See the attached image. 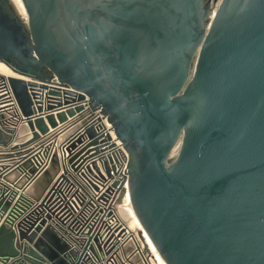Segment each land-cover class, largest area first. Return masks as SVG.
<instances>
[{"label":"water","instance_id":"95a60500","mask_svg":"<svg viewBox=\"0 0 264 264\" xmlns=\"http://www.w3.org/2000/svg\"><path fill=\"white\" fill-rule=\"evenodd\" d=\"M22 2L26 21L0 0V62L23 129L101 109L167 264H264V0ZM51 220L0 206V264H71Z\"/></svg>","mask_w":264,"mask_h":264},{"label":"built area","instance_id":"2783aa9c","mask_svg":"<svg viewBox=\"0 0 264 264\" xmlns=\"http://www.w3.org/2000/svg\"><path fill=\"white\" fill-rule=\"evenodd\" d=\"M10 75L14 74L0 71V128L8 141L0 145V206L44 200L52 212L50 224L71 264H152L144 231L135 232L126 217L125 210H133L129 157L102 110L82 102L81 111L33 139L29 129L21 134L27 123ZM61 109L50 112L56 115ZM88 128L94 131L95 144H89L84 134ZM48 172L52 176L46 188L39 196L32 195V186Z\"/></svg>","mask_w":264,"mask_h":264},{"label":"bare ground","instance_id":"6f19581e","mask_svg":"<svg viewBox=\"0 0 264 264\" xmlns=\"http://www.w3.org/2000/svg\"><path fill=\"white\" fill-rule=\"evenodd\" d=\"M10 1L13 5L15 11L19 14V16L23 20L26 21L27 20V12H26V9H25V6H24L22 0H10ZM0 71L4 74H13L11 72V70L2 62H0ZM24 131H26V129H22L21 134H23ZM129 209H130V211L128 209H126L125 211H127L126 217H127L128 222L130 223V226L132 227V229H134L135 232H138V231L141 232V230H143V227L141 225L139 218L135 214L134 210H132L131 208H129ZM142 235H143L142 237L144 238V242L148 245L149 251L151 252L152 264H167V262L162 257V255L158 251L157 247L155 246V244L153 243L152 239L147 234V232L144 231V233Z\"/></svg>","mask_w":264,"mask_h":264},{"label":"crops","instance_id":"0c3cea01","mask_svg":"<svg viewBox=\"0 0 264 264\" xmlns=\"http://www.w3.org/2000/svg\"><path fill=\"white\" fill-rule=\"evenodd\" d=\"M51 176L52 172H48L46 175H44L34 186H32V188L30 189V193L32 195L39 196L51 180Z\"/></svg>","mask_w":264,"mask_h":264},{"label":"flooded vegetation","instance_id":"af4514ba","mask_svg":"<svg viewBox=\"0 0 264 264\" xmlns=\"http://www.w3.org/2000/svg\"><path fill=\"white\" fill-rule=\"evenodd\" d=\"M208 1V0H207Z\"/></svg>","mask_w":264,"mask_h":264}]
</instances>
